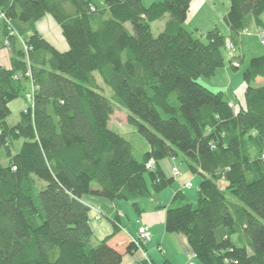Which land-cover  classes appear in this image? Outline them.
<instances>
[{"label": "trees", "instance_id": "trees-1", "mask_svg": "<svg viewBox=\"0 0 264 264\" xmlns=\"http://www.w3.org/2000/svg\"><path fill=\"white\" fill-rule=\"evenodd\" d=\"M106 2L0 0V49L11 53V66H0V264H122L108 244L119 216L99 241L83 198L132 203L139 214L138 200L176 179L159 163L180 154L202 181L196 205L179 190L164 207L166 233L184 236L201 264H264V55L245 70V106L199 82L225 67L228 42L264 29V0L230 1V40L218 28L199 37L186 29L193 0ZM46 16L66 52L40 35ZM18 99L27 107L10 123ZM122 108L148 143L139 157L109 128Z\"/></svg>", "mask_w": 264, "mask_h": 264}, {"label": "crops", "instance_id": "crops-1", "mask_svg": "<svg viewBox=\"0 0 264 264\" xmlns=\"http://www.w3.org/2000/svg\"><path fill=\"white\" fill-rule=\"evenodd\" d=\"M86 1L92 2L100 8L106 7L107 4V0ZM160 1L161 0H143V3L145 7L148 8L155 3H159ZM230 1L231 0H193L185 25L186 29L190 32H196V36L199 37L200 35H205L208 32L214 31L215 28H218L220 29L221 34L226 39L230 40L229 38L231 35V29H229V26L226 23V16L231 9ZM263 16L264 15H262V21L264 24ZM163 23L164 24L162 25V28L164 29L165 22ZM36 26L40 35L44 37L53 47H56L63 53L68 50L66 40L61 34L60 27L53 18L46 16L41 21H39ZM259 29L260 28L258 27L256 34H258ZM246 36L247 35L245 34L240 36L241 42L239 45L243 43L242 39ZM234 56L240 57V62L243 61L242 59L244 58V55L235 54ZM258 83L261 84L262 82ZM208 88L212 91H215L213 87ZM229 91H232V93L236 95L239 104L241 103L243 106H245L246 103L243 86L238 92L233 90L231 87H229V90L226 92ZM176 161L177 159L173 160L172 162L170 160H163L159 163L160 169L164 172L167 178L168 174L170 178L173 177L172 170L177 169V166L174 164ZM190 175L194 177L192 174ZM181 177L182 174L178 180L174 181L178 183V189L175 191L174 195L179 190L184 191L186 189H184L185 184L190 182V179L188 178L180 180ZM224 184L225 183L222 185L225 186ZM170 193L171 194H169V197H167V199L169 198V201H159L158 198L160 195L158 198L148 199V201L151 202V205L145 207L144 210L138 201L143 210L139 214H137L133 206L130 207L126 204L127 209L124 210V206L118 201L110 202L106 199L103 200L95 196H85L83 201L92 210L91 228L94 231L95 238L99 241H102L106 239L107 236L112 235L114 233V227L111 223L112 219L116 218V216H119L121 221V231H119V233H117V235L113 237L108 244L111 248L115 249L117 252L119 251L123 255L124 260L122 264H142L143 262H147L149 264L193 263L192 259L194 256H192L189 246H187L186 238L182 235H175L177 238H172L174 235H169L165 231L164 223L167 214L165 213L164 207L169 206L170 201L174 197L172 192ZM186 194H188V192ZM99 213L104 214V219L97 221L96 216ZM125 218L128 222L127 227L124 226ZM143 226L150 229L152 236L151 240L145 243L136 253L128 255V245L139 239V229ZM157 250H159L160 254L162 253L161 257L160 254H157ZM155 255H158V258Z\"/></svg>", "mask_w": 264, "mask_h": 264}, {"label": "rangeland", "instance_id": "rangeland-1", "mask_svg": "<svg viewBox=\"0 0 264 264\" xmlns=\"http://www.w3.org/2000/svg\"><path fill=\"white\" fill-rule=\"evenodd\" d=\"M263 20H264V16H263ZM163 24L164 23L161 22V23H156L153 25L152 30L156 36L162 32ZM256 32H257L256 27H253V29L251 30L245 31L243 34L247 36L242 39L243 43H241V45H239L238 47L233 46L232 50H227V52H225V59H226L225 67L222 69H218L216 75L211 78H207V79L204 77L200 78L199 79L200 84H203L206 88L213 87V89L215 90L214 92H218V91L226 92L229 90V87H231L233 90L238 92L239 89L242 88V86H243V91H244V87L246 86L244 82V73H245L246 68L249 65V62L251 61V59L259 58V56L264 55V33H262L261 29H259L258 34H256ZM235 54L244 55V58L242 59L243 61L240 62V61L235 60L234 62H232L234 58H237V59L240 58V57L234 56ZM10 58H11V53L9 49L1 48L0 49V66L9 68L11 66ZM235 63H237L238 65H236ZM218 89H221V90H218ZM27 91L29 93L31 92L30 87L28 88ZM104 94L108 99L114 100V98H112V91L109 88H107V91ZM26 107H27V103L24 102L22 99L15 100L10 105L11 112L13 113V116L10 119V123H15L18 119L20 112L25 110ZM128 115H129V112L125 108H122V111L120 110L116 111L115 114L111 118L112 121L109 124V128L110 130L118 132L122 137H125L127 141L132 143L134 150H135V155L139 157L140 155L144 154L146 150L148 149V143L146 140H144L139 135V133L137 132L135 128H132V126L128 125L127 123ZM176 159L177 161L174 162V164L177 166V170L180 171L182 174V177L180 178V180H184L188 178L190 179L192 183V187L190 188V190H186L184 188L185 189L184 191L186 193L188 192L187 196L190 202L196 205L197 204V193H198L197 190L202 180L198 176L192 177L190 175L191 174L190 170L187 169V166L181 154ZM176 159H167V160H170L172 162L173 160H176ZM168 177H170L169 174H168ZM177 179L179 178H176L175 181ZM177 184H178L177 182H174L169 188L163 191L158 198L159 201H162V202H165V200L169 201V198L167 199V197H169V194H171L170 192H172V195H174L175 191L178 189ZM138 201L140 202V205L143 207V210L145 207H148L151 205V202L148 200H138ZM119 203H122V205L124 206V210L127 209L126 207L127 205L130 207L133 206L132 203H128V202L126 203L119 202ZM163 204H166V203H163ZM125 223H124V226L127 227L128 222L126 218H125ZM172 238H177V237H175L174 235ZM157 254H160L159 250H157ZM161 255L162 253L160 254V257ZM156 257L158 258V255ZM192 262H194L195 264H201L199 259L195 257H193Z\"/></svg>", "mask_w": 264, "mask_h": 264}, {"label": "built area", "instance_id": "built-area-1", "mask_svg": "<svg viewBox=\"0 0 264 264\" xmlns=\"http://www.w3.org/2000/svg\"><path fill=\"white\" fill-rule=\"evenodd\" d=\"M262 30V33H264V29H261ZM233 49V45L231 42H228L227 43V47H226V50H232ZM236 65H238L237 63H235ZM32 94H33V91H31L29 94H27V99L28 101H31L32 99ZM155 166L154 162L151 161L148 165V168L150 169H153V167ZM173 176L174 178H179V175H181V172L180 171H177V169H173ZM186 189H190L192 187V183L191 181L186 183L185 186H184ZM139 238L144 241L145 243L148 242L149 240H151L152 236H151V233H150V229L148 227H141L139 229ZM189 264H195L194 262L193 263H189Z\"/></svg>", "mask_w": 264, "mask_h": 264}]
</instances>
